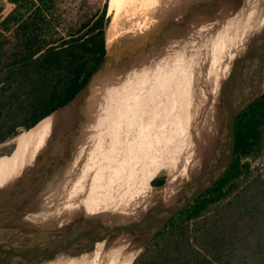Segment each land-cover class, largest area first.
I'll return each mask as SVG.
<instances>
[{
  "label": "bare ground",
  "instance_id": "1",
  "mask_svg": "<svg viewBox=\"0 0 264 264\" xmlns=\"http://www.w3.org/2000/svg\"><path fill=\"white\" fill-rule=\"evenodd\" d=\"M188 1L189 0H125L121 8L119 19L115 21V16L113 15V18L111 20L112 25H110L111 27L109 28V31H115L109 33V35L107 36L110 41L113 39H117L121 34L124 33L125 30L129 29L128 27H133V23L137 21L135 17H137L141 13H144L150 17H165L168 16L169 13H178L182 11L184 4H186ZM209 2H211V0H209L208 3ZM240 3H242L241 6L246 7H242L241 9H239ZM235 5H233L234 10L231 8L233 12L235 11L236 13L238 12V10H240V13L244 12L242 15H246V10L248 8V0H242V2H239V4L237 3V6ZM227 7L229 6L227 5ZM236 8L238 10H236ZM218 12L221 11L218 10ZM256 12L258 13V11ZM253 15H255V12H247V18L245 19L247 23L250 22V20L253 18ZM260 15L254 16V20L252 19L253 23L251 25L248 24V26H245V28L243 27V30H241L243 38L241 40L238 34H236L235 32L231 33V31H228L232 30V28L229 29V27L219 26L218 30L221 28L219 30V34H221V36L218 37L219 35H216L218 37V39L215 40L216 42L213 41L210 43H213L210 47V62L211 60H216L218 64L224 65V70H221V68L218 67L210 68V75L207 76L205 75V73H203V71L201 73L200 70L196 72L200 65L199 59L201 57V54L203 53L198 50V48H200V45L196 46V44L193 43L192 39L195 37L193 33L199 34L198 32H202L208 29L209 27L210 32L212 29L211 26L213 21L211 19H208L206 24L204 22L205 25L198 26L195 29L193 28L194 30L191 31L192 34H190L189 37H191V43L194 44V46L193 44L191 46L193 48L192 51H190L191 48L189 49V47H187L189 51H183V44L180 45L178 43L180 41L173 40L174 38L176 39L181 37L179 34V37H168L163 43H161V46H158L152 50L145 51L142 53L143 56L139 60L138 67H136L133 71L130 69V71H132V73H130L135 75V77L137 76L136 78L142 75H149V70H153L154 74L150 77L149 81L143 84L144 90L142 92L146 90V93H144L145 98H142V100H138V105L127 109L125 108L126 110H122L124 113L119 115V117L114 111H111V114L107 113L108 106L112 105L111 101L116 99L117 92L120 86L123 85L121 87L122 93H129L131 91L132 88L130 87V81H128V77H126L128 72L125 73L123 77H120V83H118L116 86H109L107 88L105 96L103 98L106 104L100 97L93 96L92 98H89L90 100L88 102L89 112L87 116V123L85 125V128L83 129V132L80 134L78 139H76L77 141H75L79 145V148L76 150L74 161L70 166L63 170L61 177L51 186V190L54 191L52 197L56 198L54 201L58 202L61 198L59 201L61 202L60 207L56 208L58 209L57 211L60 210V213L64 210L61 216H65L68 213H70V215L71 213L75 214L78 209L83 207L82 205L85 203L87 198H94V193H100L101 191L109 189L110 183L107 185L102 184V186L98 185V188L93 187L94 189H97H95L96 192L93 188L91 189H93L94 191L89 190L90 192H87L86 190L89 185L95 183L97 184V182L102 180V178L104 177V172L110 170L111 167L115 169L116 173H119L118 171H121L122 175L124 174V171L122 170L124 168H122V166L125 164L129 165V163L135 161V170L138 169L139 162L141 163V161L136 160V157H133V155L139 156L145 153L146 151H152L160 155V159L163 162L165 171L169 176L168 183L159 193H154L149 200H146L144 202V204H140V200L137 201L139 198L138 191L141 186L138 187L135 194L132 197L129 196V209H126L121 217H137L141 214V212L145 208V205H147L150 201H162L165 199L168 200L173 197L175 191L179 189L180 185L184 181H186V179H188L189 176L192 175V173L195 172L196 165H202V163H204L205 155L207 154L209 148L216 139L218 126L221 121V106L224 101V84L229 80L235 70L239 67V64L241 63L245 53L252 46H254V44H257L256 41L264 35V17H260ZM226 16L228 17L230 16V14L227 13ZM242 18H244V16H242ZM231 21H229V24L231 23ZM148 22H145L143 25H148ZM187 24H189V22ZM220 24V22H217V24L214 23L213 26ZM196 30H198V32H196ZM182 35H184V33ZM172 53H175V55H172L171 57L165 55ZM183 61L186 63L182 64ZM169 64L171 65L168 66ZM205 65L206 64H202V68L206 67ZM165 66H168L169 70H166L167 67ZM162 72H165V74L162 75ZM197 74H199V76ZM216 75H218V77ZM208 77L210 79H208ZM198 80L202 84L205 91V95L203 94V96L202 93L200 94L199 92ZM133 83L134 81H132V84ZM214 83L216 84L215 87ZM206 88L208 90H206ZM163 89L167 91L162 92ZM261 90L263 89L260 86V91ZM158 95H160V98H158L159 103H155L154 105L153 100H155V96ZM206 97L209 98L212 104L211 107H209L208 123H206V125H204L203 127H200L198 125L196 126V120H200L201 117H195L196 115L193 116L192 110L194 111L195 109H200L199 114L201 115V113L205 111L207 105V103L205 102L202 105ZM203 98L204 100H201ZM124 105H126V103ZM156 119L164 122V124L162 123L164 125V128L166 124L169 128L170 125H172L173 123L172 129L168 130L169 132L167 135H164V132L162 133L161 130H159L160 127L155 124L159 127L158 130L160 132L157 131V129L155 128L156 126H154L153 124L155 123ZM188 125H190L191 135L194 131H196L197 135L191 136L192 139L189 141L187 147L191 143L194 147L189 152L185 151L184 145L181 140L182 135L186 132V130H188ZM52 127H54L53 118L47 117L37 123V125H35L29 131H26L21 135L16 136L14 141L15 143L18 142L17 145L22 148L12 154L10 157H4L2 160L4 162V165H6V170L4 172H0V198H3L5 196L3 194L5 193V191H9L12 183L16 184L15 181L19 180L22 175H25L30 170V168L36 164V159H39V156H41L40 154H38L37 149L39 148V145H41L44 141L48 129ZM195 127L196 129H194ZM164 128L162 127V129ZM131 136L135 137L131 138ZM24 147L26 148V150H24ZM52 147L54 146L52 145ZM57 149L58 148L56 147L54 149L55 151L52 150L50 154L57 155ZM127 156L129 158L131 156V158L134 159L132 161H126ZM153 158L155 157L152 153V156L149 157V161ZM129 166L132 169V166L134 165ZM210 169L213 170V173L217 170H220L221 161L214 162ZM135 170L133 171V173L135 172ZM115 175L116 174H114V176ZM107 178L108 177H106V179ZM117 179L118 178H116L115 180ZM114 186L112 185V187ZM112 193L115 194L114 191ZM123 199L125 200L121 199L120 201H128V196H126V198L123 197ZM87 204L88 203L84 204V206L86 205L87 207ZM99 206L100 205H98V207ZM86 207H83L81 213H78V215H68L64 218H61L60 216L59 217L64 222H69L72 219L87 216L89 215V213H91V211L87 212ZM53 209L54 208H50L46 211L49 213H46V216L50 219V222L52 220V217H56V219L58 218L56 214L60 215V213L53 214ZM97 212L99 213H96L95 215H99L101 213V210ZM111 212L113 213V211ZM92 213H94V211ZM102 214L100 215L102 216ZM90 215L93 216L92 214ZM126 245V239H124V237L122 236L116 239H102L96 242L87 250L80 253H74L72 263L86 264L87 262H89L88 264H129L131 255L128 254L130 252L126 253ZM55 264H57L56 259Z\"/></svg>",
  "mask_w": 264,
  "mask_h": 264
},
{
  "label": "trees",
  "instance_id": "2",
  "mask_svg": "<svg viewBox=\"0 0 264 264\" xmlns=\"http://www.w3.org/2000/svg\"><path fill=\"white\" fill-rule=\"evenodd\" d=\"M64 1L0 0V144L73 99L104 57L109 0L70 21ZM234 134L225 175L133 264H264V166H252L264 156V94L236 117Z\"/></svg>",
  "mask_w": 264,
  "mask_h": 264
},
{
  "label": "water",
  "instance_id": "3",
  "mask_svg": "<svg viewBox=\"0 0 264 264\" xmlns=\"http://www.w3.org/2000/svg\"><path fill=\"white\" fill-rule=\"evenodd\" d=\"M207 3L208 0H204L184 5L181 19L177 18L181 11L165 17H145L140 23L135 22L139 25L128 27L117 39H105L104 57L84 87L48 116L53 118L54 127L37 164L16 180V184L12 183L9 191L3 194L5 196L0 198V264H40L60 253H80L99 240L121 236L126 239V253L131 255L129 264H133L137 254L173 217L225 175L234 153V121L264 94V90L260 91V82L264 79V35L245 53L239 67L224 84L216 139L205 155L204 163L196 165L195 172L180 185L172 198L155 201L134 218L87 215L69 222L52 217L53 222H50L46 215L41 216L50 209L40 198L44 186L55 173L61 177L63 170L74 161L79 148L75 141L86 125L88 99L93 90L100 89L99 97L104 98L107 88L120 83V77L132 68L143 52L161 46L168 37H175L183 24L194 20L195 14L199 11L205 13L201 9ZM145 22L148 25H143ZM52 145L59 146L57 155L50 154ZM216 161H221V169L213 173L210 168Z\"/></svg>",
  "mask_w": 264,
  "mask_h": 264
},
{
  "label": "rangeland",
  "instance_id": "4",
  "mask_svg": "<svg viewBox=\"0 0 264 264\" xmlns=\"http://www.w3.org/2000/svg\"><path fill=\"white\" fill-rule=\"evenodd\" d=\"M121 1V2H120ZM109 0V13H108V9H107V16H109V20H108V22H107V24H106V26H105V28H104V38L106 39L107 38V40L108 41H110L109 40V38H108V36L107 35H109V33H111V32H114L115 30H110L109 31V28L111 27L110 25H112V23H111V20H112V18H113V15L115 16V21H117L118 19H119V15H120V13H121V8H122V6H123V4H124V1L123 0ZM67 5V12H64L63 13V17L66 19V20H78V19H82V18H84L85 16H87L88 14H90L91 12H93V11H95L96 9H98L101 5H102V3H103V0H65L64 1ZM253 4V1L252 0H248V8H247V10H246V15H247V12L248 13H250V12H252V13H254V6L252 5ZM119 5V6H118ZM243 6H241L239 9H241ZM244 7H246V6H244ZM243 7V8H244ZM115 8V9H114ZM5 9H7V7L5 8ZM115 10V11H114ZM120 10V11H119ZM147 10V9H146ZM149 10H151V9H149ZM238 10V9H237ZM240 10H238V12H236V13H234V14H230V16H228L227 18L226 17H224V19H223V23L221 22V24L220 25H217V26H213V24L214 23H217L218 21H213V23H212V30L209 32V29L210 28H208V29H206V30H204V31H202V32H198V30H196V32H198L199 34H197V33H193L194 35H195V37L193 38V43H195L196 44V46L197 45H200L199 47L200 48H198V50H200V52L201 53H203V54H201V57H200V65H199V70H201V67H202V64H206V71H205V75L207 76V75H210V73H209V71H210V56H211V52H210V50H211V46H212V44H210L211 42H213V41H215L216 39H218V37H220L221 36V34H219V30L221 29H219L218 30V28H219V26L221 27V26H225V27H229V29L230 28H232V30H228V31H231V33L232 32H235L236 34H238L239 35V38H240V40L243 38V35H242V31L241 30H243V27L245 28V26H248V24L249 25H251L252 23H253V20H254V16L255 15H253V20L251 19L250 20V22H246V15H242L243 13L241 12H239ZM115 12V13H114ZM144 12V11H143ZM147 12V11H146ZM217 15H219V14H217ZM234 15V16H233ZM249 15V14H248ZM234 18H233V17ZM242 16H244V18H242ZM143 17V18H142ZM145 17H148L146 14H144V13H141L140 15H138L137 17H135L136 19H137V23H140L142 20H144V18ZM232 19H231V18ZM236 17V18H235ZM240 17V18H239ZM134 18V19H135ZM232 20V21H231ZM229 21H231V23L229 24ZM241 21V22H240ZM244 21V22H243ZM135 22V21H134ZM137 23H133V25L132 26H134V25H136ZM225 23V24H224ZM244 23V24H243ZM232 24V25H231ZM138 25V24H137ZM237 26V27H236ZM214 27H216V28H214ZM236 28V29H235ZM213 29H215V30H213ZM217 30V31H216ZM208 32H209V34H208ZM217 32V33H216ZM213 33V34H212ZM190 34H192V33H190ZM197 35V36H196ZM211 35V36H210ZM218 37H217V36ZM241 35V36H240ZM213 37V38H212ZM177 39H179V38H177ZM190 42V43H189ZM192 42V40H188V41H183V42H178L180 45H182L183 46V51H185V50H187V51H189V49H190V51H192L193 50V48L191 47L192 46V44L193 43H191ZM198 42V43H197ZM216 42V41H215ZM176 44V43H175ZM186 44H187V46H186ZM191 44V45H190ZM190 45V46H189ZM193 46H194V44H193ZM187 47H189V49L187 48ZM187 48V49H186ZM202 50V51H201ZM182 52V51H181ZM166 56H172V55H175V53H172V54H165ZM143 55L141 54L137 59H136V61L134 62V64H133V66H132V68H131V70L133 71L136 67H138V64H139V60L141 59V57H142ZM187 59V58H186ZM186 61V60H185ZM184 63H186V62H184L183 61V63L182 64H184ZM198 64V63H197ZM171 64H169L168 66H170ZM168 66H165V67H167L166 68V70H169V68H168ZM173 67V66H172ZM165 70V71H166ZM132 71H128V73H127V75H126V77H128V81H130V87L132 88L131 89V91L129 92V93H127V92H124V93H122V89H121V87L123 86H120V88H119V90H118V92H117V96H116V99H114V100H112L111 101V104L112 105H109L108 106V114L110 113L111 114V111H114V112H116V115L119 117V115H121L122 113H124L122 110H126L127 108H130V107H134V106H136V105H138L139 103H138V100H142V98H145V94L144 93H146V90L144 91V92H142L143 90H144V86H143V84L144 83H146L147 81H149V79H150V77L154 74V71L153 70H149V75H146V76H140V77H138V78H136L135 77V75H133V74H131L132 73ZM171 71V70H170ZM131 72V73H130ZM163 73V72H162ZM165 74V72L162 74V75H164ZM200 74V73H199ZM199 74H197L198 76H199ZM176 75V74H175ZM126 77H124V78H126ZM135 78H136V80H135ZM209 78V77H208ZM132 81H134V83L132 84ZM199 81V80H198ZM123 83H125V82H123ZM198 86H199V92H200V94L202 93V96H203V94L205 93V91H204V88H203V86H202V84L200 83V81H199V84H198ZM260 86H261V88L264 90V80H262L261 82H260ZM134 89V90H133ZM100 89H98V88H96L95 90H93V93H92V95L90 96V98H92L93 96L94 97H99L101 94H100ZM166 92L167 90H165V89H163L162 90V92ZM169 91V90H168ZM95 92V93H94ZM141 92H142V94H141ZM100 94V95H99ZM205 95V94H204ZM157 97V98H156ZM101 99H103L102 97H100ZM158 98H160V95H158V96H155V100H153L154 102H153V104L155 105V103H159V99ZM89 100L90 99H88V102H89ZM103 101H104V99H103ZM131 101V102H130ZM204 102L205 103H207V105H206V108H205V111L204 112H202L201 113V115L199 114V111H200V109H195L194 111L192 110V115L193 116H195V117H201V119L199 120H196V122H195V124H196V126L198 125V126H200V127H203L204 125H206V123H208V120H209V116H208V113H209V107H211V101L209 100V98L208 97H206L205 98V101H203V103H202V105L204 104ZM104 103H105V101H104ZM126 103V105H124ZM106 104V103H105ZM152 104V105H153ZM128 105V106H127ZM125 106H127V107H125ZM103 107H105V106H103ZM126 108V109H125ZM158 109H159V106H158ZM161 112V111H160ZM159 112V113H160ZM199 117V118H200ZM158 119V118H157ZM155 120V123H153L154 124V126H156V125H158L159 127H160V129H159V127L158 126H156L155 128L157 129V131L158 132H160L159 130H161V132L163 133L164 132V135H167L168 134V130H171L172 129V126H173V123H172V125H170V129L168 128V125L166 126L165 125V128H164V122H162V121H159V120ZM86 120H87V118H86ZM191 121H192V119H191ZM86 123H87V121H86ZM158 123V124H157ZM163 123V124H162ZM156 124V125H155ZM161 124V125H160ZM200 124V125H199ZM158 127V128H157ZM162 127L164 128V129H162ZM85 128V127H84ZM198 128V127H197ZM159 129V130H158ZM166 129V130H165ZM194 129H196V127L194 128ZM52 130H53V127L52 128H50V129H48V131H47V133H46V136H45V138H44V141L42 142V144L41 145H39V148L37 149V152H38V154H40L41 155V152H42V150L44 149V147H45V145L47 144V142H48V138L50 137V134L52 133ZM24 132H26L25 130H20L19 129V131H18V134H17V136L18 135H21L22 133H24ZM166 132V133H165ZM193 136H197L196 135V131H194L193 132V134H192ZM191 135V133H190V125H188V130H186V132L182 135V143H183V145H184V148H185V151H190L194 146H192V143L191 144H189V146L187 147V145H188V143H189V141L192 139V136ZM135 136H131V138H134ZM16 138V136L14 137V138H12V139H9V140H7V141H5V142H3V143H1L0 144V172H4L5 170H6V165H4V162L2 161L3 160V158L4 157H10L12 154H14L15 152H17V151H19L22 147H19V145H17V143H15V141H14V139ZM155 140V139H154ZM156 141V140H155ZM161 141V140H160ZM54 146V145H53ZM58 148L57 150H56V152L57 153H59V151H60V149H59V146H54V147H52L51 148V151L52 150H54L55 148ZM25 148V147H24ZM135 148V147H134ZM183 148V149H184ZM24 150H26V148L24 149ZM55 151V150H54ZM37 152H36V154H37ZM152 153L154 154V157L155 158H153L152 160H150L149 161V157H151L152 156ZM39 156V155H38ZM136 157V160H140L141 161V163L139 162V166H140V168H139V166H138V169H136L135 170V167H136V164H135V161H132L134 158H131V156H130V158L127 156L126 157V161L127 160H130V161H132V163H129V165H134V166H132V169H131V167L129 166V165H123L122 166V168H124V169H122L123 171H124V174H122L121 175V171H118L119 173H116V171H115V169L113 168V167H111V169L110 170H107L106 172H104V174H103V178H102V180H100L99 182H97V184L95 183V184H91V185H89V187H87L86 188V190H87V192L89 191V190H92V191H94L95 189L93 188V187H97L98 188V185H101L102 186V184L103 185H107V184H109L110 183V186H109V189H107V190H105V191H101L100 193L102 194H100L99 192L98 193H94V198L93 197H91V198H87V200L85 201V203L84 204H86V203H88L87 204V207H86V205L84 206V204L82 205L83 207H86V210H87V212H90L91 211V213H89V216H91L90 214H92L93 216H101L100 214H102V212H103V214H102V217H106V218H109V217H115V216H122L123 215V212L127 209H129V196L130 197H132L134 194H135V192H136V190L138 189V187H140V189H139V191H138V200L137 201H139L140 200V204H144V202H145V195H146V191H147V188H148V186L150 185V189H149V192L152 194V193H154V192H156V193H159L161 190H162V188L163 187H165L166 186V184L168 183V174H167V172L165 171V168H164V165H163V162L160 160V158L158 157V155L155 153V152H149V151H146L145 153H143L142 155H139V156H137V155H133V157ZM143 156V157H142ZM40 157V156H39ZM143 158V159H142ZM16 160V159H15ZM37 161H38V159H36V164H37ZM150 162V163H149ZM144 164V165H143ZM252 166L253 167H256V168H263V166H264V156H262L260 159H258V160H256L255 162H253L252 163ZM149 167V168H148ZM134 168V169H133ZM135 170V172L133 173V171ZM145 170V171H144ZM106 173V174H105ZM114 174H116L115 176H116V178H118L117 180H115L116 178H115V176H114ZM60 174H56L55 173V175H54V177H52L49 181H48V184H46L45 186H44V189H43V191L41 192V193H43V194H41L40 195V198H42V199H44L46 202H47V206H49V208H54L53 209V214H56V212H55V210H58V209H56V208H59L60 207V204H61V202H59L60 201V199H59V201L58 202H55L54 200L56 199V198H54V197H52V195H53V193H54V191L53 190H51L50 188H51V186L60 178V176H59ZM108 177L107 179H106V177ZM114 176V177H113ZM115 178V179H114ZM105 180H106V182H105ZM153 180H156L155 181V184H157L158 182H159V180H162L163 181V184L161 185V186H155V185H152V181ZM117 181H118V183H117ZM93 182H95V181H93ZM105 182V183H104ZM114 184H115V186H114ZM112 185L115 187H112ZM128 186V187H127ZM112 187V188H111ZM47 188V189H46ZM91 188H93V189H91ZM46 189V190H45ZM52 192H51V191ZM97 190V189H96ZM96 190H95V192H96ZM114 191L115 192V194H113L112 192ZM177 191V190H176ZM90 192V191H89ZM104 192H105V194H104ZM107 192V193H106ZM177 193V192H176ZM96 195V196H95ZM98 195V196H97ZM108 195V196H107ZM110 195V196H109ZM124 195V196H123ZM102 196H104V197H102ZM106 196V197H105ZM126 196H128V201H120L121 199L122 200H125V199H123V197L124 198H126ZM101 197V198H100ZM109 197V198H108ZM98 198H100V199H98ZM121 198V199H120ZM97 201H96V200ZM136 201V202H137ZM122 202V203H121ZM101 203V204H100ZM105 203V204H104ZM109 203H110V205H111V207H110V205H109ZM153 203H155V201L153 200V201H150L147 205H145V208L146 207H148L149 206V204L151 205V204H153ZM97 204V205H96ZM51 205V206H50ZM90 207H89V206ZM96 205V206H95ZM98 205H100L99 207H98ZM105 205V206H104ZM108 207H107V206ZM116 205V206H115ZM124 205V206H123ZM83 207H81L80 209H78L77 211H76V213L75 214H72L71 213V215H70V213H68V214H66L65 216H61L62 215V213L64 212V210L63 211H61V213H60V215L58 214L57 216H58V218H64V217H66V216H75V215H78V213H81V211H82V209H83ZM89 207V208H88ZM113 207V208H112ZM92 209V210H91ZM99 210H101V213L99 214V215H95L96 213L98 214L99 212H97V211H99ZM106 210V211H105ZM94 211V213H92ZM111 211H113V213L111 212ZM74 212V211H73ZM86 212V213H87ZM115 213V214H114ZM105 214V215H104ZM114 214V215H113ZM43 215H46V213L44 212L41 216H43ZM104 215V216H103ZM60 216V217H59ZM57 218V219H58ZM60 218V219H61ZM57 219H55V220H57ZM53 220H51V222H52ZM150 244V243H149ZM148 244V245H149ZM147 245V246H148ZM144 250H145V248H144ZM144 250H142V251H140L138 254H137V256L135 257V259L138 257V256H140L142 253H143V251ZM61 254V255H60ZM60 254H58V255H56V257H58V258H56V257H54L53 259H50V260H46V261H43L42 263H40V264H48V263H50V264H55V259L57 260V264H73L72 263V258H73V256H74V253H60ZM60 255V256H59ZM65 255V256H64ZM63 258H62V257ZM60 257H61V259H60ZM60 259V260H59ZM80 259V258H79ZM135 259H134V261H135ZM133 261V262H134ZM59 262V263H58ZM89 262H87L86 264H88Z\"/></svg>",
  "mask_w": 264,
  "mask_h": 264
},
{
  "label": "flooded vegetation",
  "instance_id": "5",
  "mask_svg": "<svg viewBox=\"0 0 264 264\" xmlns=\"http://www.w3.org/2000/svg\"><path fill=\"white\" fill-rule=\"evenodd\" d=\"M202 2V1H204V0H194V2H193V0H189L186 4H184L185 6L187 5H191V4H198V3H200V2ZM209 1V0H208ZM219 1V2H218ZM232 1V2H231ZM233 1H234V3H233ZM235 1H236V5H235ZM253 1V6H254V12H255V15H260L261 13V15H260V17H264V10H263V6H264V0H252ZM190 2V3H189ZM216 2H218V3H216ZM223 2H224V4H223ZM239 2H242V0H213V2H212V0H211V2H209V3H207L206 4V7L204 6V8H202V10H205V13H202L201 11H199V13H197V14H195V16H194V20L193 21H189V24H183L182 25V28H181V30H183L182 32L184 33V35H182L180 32H178V36L176 35L175 37H179V34H180V36L181 37H179V38H181V39H173V40H175V41H181V42H183V40L184 41H188V40H190V38L191 37H189L190 35V33L189 32H191V30L194 28H197L198 26H201V25H205L206 24V22L208 21V19H211L212 21H218V22H222L223 21V18L224 17H226L227 18V16H226V14L227 13H229V14H234L235 13V11L233 12V5H235V6H237V3L239 4ZM179 3V2H178ZM213 3V4H212ZM231 3H232V5H231ZM255 3V4H254ZM210 4H212V5H210ZM227 5L229 6V7H227ZM241 5H242V3H240V7H241ZM208 6V7H207ZM221 6V7H220ZM225 6H226V9H225ZM214 7V8H213ZM239 7V8H240ZM263 7V8H262ZM206 8V9H205ZM233 10H232V9ZM184 7H183V10L181 11V13L178 15V19H181L182 18V16H183V13H184ZM210 9V10H209ZM219 11H221V12H218V10ZM256 9H258V10H256ZM200 10V9H199ZM228 10V11H227ZM230 10V11H229ZM236 10H237V8H236ZM258 11V13L256 12V11ZM196 11H198V9H195V12ZM223 11H224V13H223ZM210 12V13H209ZM213 12V13H212ZM226 12V13H225ZM220 13V14H219ZM257 13V14H256ZM210 14V15H209ZM215 14H219V15H215ZM180 16V17H179ZM197 16V17H196ZM217 18V19H216ZM199 20H201V21H199ZM195 22H197V23H195ZM204 22H205V24H204ZM195 23V24H194ZM193 24V25H192ZM215 24H217V23H215ZM215 26H217V25H215ZM184 27V28H183ZM191 27V28H190ZM210 28V27H209ZM212 28V27H211ZM184 30H185V32H184ZM212 30V29H211ZM189 31V32H188ZM187 33H189V34H187ZM209 34V33H208ZM188 36V38H187V36ZM186 36V37H185ZM173 37V36H172ZM182 37H184V38H182ZM185 39H187V40H185ZM193 40V39H192ZM224 53V52H223ZM224 55V54H223ZM224 57V56H223ZM199 64V63H198ZM218 65H220V66H218ZM206 66V65H205ZM221 68V70H224V65L223 64H218V62L216 61V60H211V63H210V68ZM204 69H205V71H206V67H204V68H202L201 67V70H200V73L203 71V73H205V71H204ZM199 71V68L197 69V71L196 72H198ZM196 74V73H195ZM217 77H218V75H216ZM215 76V77H216ZM209 77H211V76H209ZM214 77V78H215ZM216 77V78H217ZM215 78V79H216ZM208 79H210V78H208ZM185 82V81H184ZM217 82V81H216ZM186 83V82H185ZM216 86V84L214 83V87ZM206 90H208L207 88H206ZM201 100H204V98L203 99H201ZM189 108H190V106H189ZM188 111V110H187ZM186 111V112H187ZM185 112V113H186ZM189 112V111H188ZM157 155H158V157L160 158V155L158 154V153H156ZM161 160V159H160ZM203 195V194H202ZM147 200V194L145 195V201ZM60 211V210H59ZM59 211H57L56 210V213H60ZM56 215H58V214H56Z\"/></svg>",
  "mask_w": 264,
  "mask_h": 264
}]
</instances>
